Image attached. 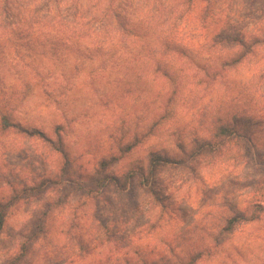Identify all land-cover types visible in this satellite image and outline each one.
<instances>
[{
  "label": "clouds",
  "instance_id": "obj_1",
  "mask_svg": "<svg viewBox=\"0 0 264 264\" xmlns=\"http://www.w3.org/2000/svg\"><path fill=\"white\" fill-rule=\"evenodd\" d=\"M0 264H264V0H0Z\"/></svg>",
  "mask_w": 264,
  "mask_h": 264
}]
</instances>
